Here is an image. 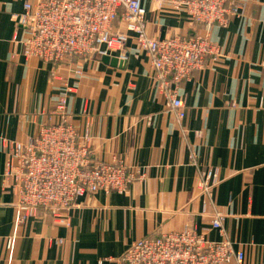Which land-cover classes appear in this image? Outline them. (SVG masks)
Segmentation results:
<instances>
[{"label":"crops","instance_id":"crops-1","mask_svg":"<svg viewBox=\"0 0 264 264\" xmlns=\"http://www.w3.org/2000/svg\"><path fill=\"white\" fill-rule=\"evenodd\" d=\"M29 1L0 0V264H121L135 241L187 226L211 241L230 240L245 254L243 264H264V0H229L238 15L211 28L194 26L172 0H143L149 35L209 37L220 49L218 62L179 86L181 123L135 39L117 66L26 58L27 33L16 17ZM67 85H76L67 112L81 134H91V159L122 160L142 178L123 194L79 198L68 225L21 223L13 179L5 175L8 142L28 141L55 123L52 111ZM210 170L219 183L208 196L198 183ZM217 213L222 231L213 227Z\"/></svg>","mask_w":264,"mask_h":264},{"label":"built area","instance_id":"built-area-1","mask_svg":"<svg viewBox=\"0 0 264 264\" xmlns=\"http://www.w3.org/2000/svg\"><path fill=\"white\" fill-rule=\"evenodd\" d=\"M172 8L184 12L194 26H227L238 7L229 0H172ZM143 0H32L17 15L25 29L26 58H38L55 66L87 62L105 56L128 59L126 49L135 39L150 60L158 86L167 98V110L181 123L186 117L185 102L179 86L192 78L209 61L218 62L220 49L209 37L169 36L159 38L147 32ZM81 74V70H77ZM53 78H58L56 70ZM76 85H67L52 114L55 123L41 128L28 141H9L11 156L5 175L13 179L17 196V219L51 218L57 224H69V212L79 198L95 194L126 193L142 178L141 171L122 160H92V136L81 134L67 112L69 93ZM201 136L202 132L197 131ZM16 158L18 166L12 159ZM219 183L217 170L204 173L198 183L210 195ZM222 215L217 213L213 227L222 231ZM12 239L8 240V247ZM121 264H243L245 254L236 251L230 240L211 241L194 227L160 233L135 241L120 258Z\"/></svg>","mask_w":264,"mask_h":264},{"label":"water","instance_id":"water-1","mask_svg":"<svg viewBox=\"0 0 264 264\" xmlns=\"http://www.w3.org/2000/svg\"><path fill=\"white\" fill-rule=\"evenodd\" d=\"M102 60L104 62H106V63L107 62L108 63H111L114 66H117V65L121 64L122 62H125V61H121L120 62V60L118 58H116V57H110V56H105V57L102 58Z\"/></svg>","mask_w":264,"mask_h":264},{"label":"rangeland","instance_id":"rangeland-1","mask_svg":"<svg viewBox=\"0 0 264 264\" xmlns=\"http://www.w3.org/2000/svg\"><path fill=\"white\" fill-rule=\"evenodd\" d=\"M116 57H117V56H116ZM101 59H102V58H101ZM119 59H120V58H119ZM120 60H121V59H120ZM122 61H123V60H122ZM126 61H127V60H126ZM126 61H125V62H126ZM107 162H109V161H107Z\"/></svg>","mask_w":264,"mask_h":264}]
</instances>
